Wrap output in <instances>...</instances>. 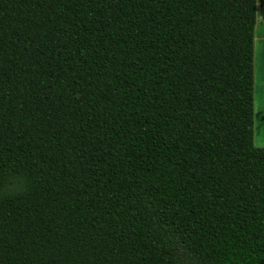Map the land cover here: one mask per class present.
Masks as SVG:
<instances>
[{
    "label": "trees",
    "instance_id": "obj_1",
    "mask_svg": "<svg viewBox=\"0 0 264 264\" xmlns=\"http://www.w3.org/2000/svg\"><path fill=\"white\" fill-rule=\"evenodd\" d=\"M257 5L0 0V264H264Z\"/></svg>",
    "mask_w": 264,
    "mask_h": 264
},
{
    "label": "rangeland",
    "instance_id": "obj_2",
    "mask_svg": "<svg viewBox=\"0 0 264 264\" xmlns=\"http://www.w3.org/2000/svg\"><path fill=\"white\" fill-rule=\"evenodd\" d=\"M257 27L255 33V145L264 147V20L257 5ZM263 69V71H262ZM262 71V72H261Z\"/></svg>",
    "mask_w": 264,
    "mask_h": 264
},
{
    "label": "crops",
    "instance_id": "obj_3",
    "mask_svg": "<svg viewBox=\"0 0 264 264\" xmlns=\"http://www.w3.org/2000/svg\"><path fill=\"white\" fill-rule=\"evenodd\" d=\"M263 69H264V67H263ZM263 69H262V71H263ZM262 71H261V72H262ZM262 77H263V80H264V72H263V74H262ZM263 85H264V84H263ZM263 89H264V88H263Z\"/></svg>",
    "mask_w": 264,
    "mask_h": 264
}]
</instances>
